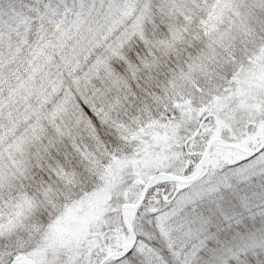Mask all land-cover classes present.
Returning a JSON list of instances; mask_svg holds the SVG:
<instances>
[{
    "label": "snow or ice",
    "instance_id": "6c2138e0",
    "mask_svg": "<svg viewBox=\"0 0 264 264\" xmlns=\"http://www.w3.org/2000/svg\"><path fill=\"white\" fill-rule=\"evenodd\" d=\"M0 264H264V0H0Z\"/></svg>",
    "mask_w": 264,
    "mask_h": 264
}]
</instances>
